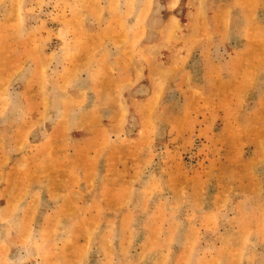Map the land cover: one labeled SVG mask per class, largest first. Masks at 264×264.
<instances>
[{
	"label": "rangeland",
	"instance_id": "374dc122",
	"mask_svg": "<svg viewBox=\"0 0 264 264\" xmlns=\"http://www.w3.org/2000/svg\"><path fill=\"white\" fill-rule=\"evenodd\" d=\"M115 253L264 264V0H0V264Z\"/></svg>",
	"mask_w": 264,
	"mask_h": 264
},
{
	"label": "crops",
	"instance_id": "0c3cea01",
	"mask_svg": "<svg viewBox=\"0 0 264 264\" xmlns=\"http://www.w3.org/2000/svg\"><path fill=\"white\" fill-rule=\"evenodd\" d=\"M73 256V255H72ZM114 256L116 257L115 258V264H124L123 263V260L121 259V255L115 253ZM85 257V256H84ZM118 260H119V263H118ZM84 261H85V258H84Z\"/></svg>",
	"mask_w": 264,
	"mask_h": 264
}]
</instances>
